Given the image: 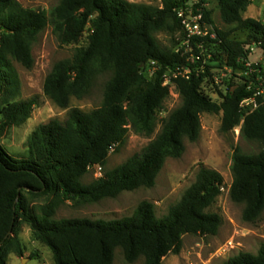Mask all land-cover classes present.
Wrapping results in <instances>:
<instances>
[{
  "label": "trees",
  "instance_id": "1",
  "mask_svg": "<svg viewBox=\"0 0 264 264\" xmlns=\"http://www.w3.org/2000/svg\"><path fill=\"white\" fill-rule=\"evenodd\" d=\"M190 1L160 0L161 6L156 7L127 0H61L49 13L24 8L16 0H0V140L10 128L24 125L40 104L36 97L16 101L20 80L13 62L33 69L32 49L46 28H52L61 46L78 44L88 34L87 45L77 48L71 59L56 63L45 79L44 94L55 106L70 108L72 99L88 96L101 76H109L101 107L91 112L74 108L65 122L40 125L22 157L9 155L0 144V264H7L10 254L24 256L23 224L35 241L50 249L54 264H114L116 249L122 250L129 264L140 258L144 264H163L169 254H180L184 236H216L223 219L213 208L224 178L204 166L162 218L151 203L142 202L131 217L116 221L54 219L57 208L67 201L92 204L154 187L167 160L183 156L185 139H199L204 113L222 114V133L241 125L242 138L261 143L257 155L235 148L230 190L231 200L245 206L243 220L250 224L260 220L264 213V106L249 114L241 109V103L253 96L247 81L226 94L220 92L222 101H214L202 88L212 75L209 71L192 70L190 79L175 80L182 105L163 120L160 134L141 154L105 171L94 182L83 183L90 167L107 166L111 150L124 144L129 126L139 136L150 138L155 133L158 114L171 93L163 85V75L200 65L188 61L183 52H174L185 39L178 11ZM217 1L220 19L228 27L216 29L222 62L244 69V46L254 42L264 49V25L243 18L249 0ZM201 4L205 0L194 9ZM202 10L205 20L214 24L212 12ZM239 30L251 31L246 41L232 38ZM159 33L170 38L169 47L157 41ZM150 61L159 64L153 78L145 73ZM257 69L264 77V68ZM44 197L50 199L47 204L32 207V202ZM224 264H264V244L257 254L240 253Z\"/></svg>",
  "mask_w": 264,
  "mask_h": 264
},
{
  "label": "rangeland",
  "instance_id": "2",
  "mask_svg": "<svg viewBox=\"0 0 264 264\" xmlns=\"http://www.w3.org/2000/svg\"><path fill=\"white\" fill-rule=\"evenodd\" d=\"M24 8L51 12L61 0H16ZM131 3L161 6L160 0H127ZM200 8L212 12L213 25L216 29H228L221 19L217 0H205ZM197 5L200 0L190 1ZM244 19H255L264 25V0H249L243 12ZM251 35L249 30H239L232 38L246 41ZM87 36L78 44L61 46L48 27L43 31L33 46L32 54L35 60L33 69L27 70L20 64L13 62L20 80V91L16 101L21 102L31 98H38L39 106L36 107L30 119L20 127L10 128L0 140L1 146L13 157H22L28 150V140L32 133L40 126L53 120L65 122L71 109L91 112L102 106L104 91L109 76H101L94 85L91 93L83 99H72L70 108L60 109L55 106L44 94V82L53 66L63 60L71 59L77 48L87 45ZM157 41L164 47L170 46V38L159 33L155 35ZM248 61L264 66V49L256 43H247L245 46ZM249 47V48H248ZM248 48V49H247ZM207 53L213 55V61L224 65V57L220 54L218 45H206ZM246 70L224 71L223 85L213 86L211 82L204 84L203 91L214 101L221 102L219 93L226 94L235 85L242 84L251 79ZM182 105L180 95L175 89L171 90L170 97L166 100L163 109L158 114V123L152 137L136 135L128 127L124 144L111 150L105 171L124 164L129 158L141 154L145 148L161 132L163 120ZM2 106L0 105V112ZM1 118V115H0ZM222 114L201 115L202 130L196 142L185 139V152L180 159H168L164 168L158 175L152 188H140L132 192H124L115 199H104L98 203L76 204L67 201L61 204L55 213V220L62 219H88L92 221H116L131 217L142 202H149L154 206L158 218L168 214L170 208L177 204L184 193L196 180L200 166L219 172L224 178L223 191L213 208L222 216L223 222L216 236L186 235L180 254H169L163 264H224L230 258L240 253L257 254L264 244V213L255 224L243 220L245 206L234 203L230 197L232 175V157L235 148H239L246 155H257L262 150L259 142L249 141L241 137V125L232 132H221ZM98 178L95 170L89 171L83 183L88 185ZM50 201L44 197L32 202V207L38 208ZM20 240L24 247V256L19 258L10 254L7 264H54L52 252L45 245L32 238L31 230L26 225L21 226ZM114 264H129L126 262L120 249L115 251ZM134 264H144L140 258Z\"/></svg>",
  "mask_w": 264,
  "mask_h": 264
},
{
  "label": "built area",
  "instance_id": "3",
  "mask_svg": "<svg viewBox=\"0 0 264 264\" xmlns=\"http://www.w3.org/2000/svg\"><path fill=\"white\" fill-rule=\"evenodd\" d=\"M178 18L181 20L183 26L185 39L174 48V52H183V55L188 56V61L200 63V65H195L194 68L188 66L184 69L179 67L175 71H167L163 75L164 86L169 87L170 91L175 89V80L179 77L190 79L192 70L197 73H206V71H209L212 75L206 79V82H211L213 86H220L223 85L224 71L234 72L235 70H240L229 67L226 64L221 66V64L213 61V55L211 53H207L206 45L213 43L219 46L221 41L214 25L205 20L202 8L194 9V4L189 3L186 8H181L178 11ZM244 49L246 52L245 47ZM242 62L244 63V70L251 76L247 84L248 90L253 91V96L245 99L241 103V109L246 110V114H249L258 109L259 106H264V77L261 74L262 70L257 69L260 66L264 68V66L258 65L257 63H250L247 57L242 59ZM158 69V62L150 61L146 65L145 73L148 78H153ZM204 84L202 88H204ZM91 170H95L96 178L99 179L102 177L103 168L101 166L90 167L89 171ZM222 191L223 187L221 188V193Z\"/></svg>",
  "mask_w": 264,
  "mask_h": 264
}]
</instances>
